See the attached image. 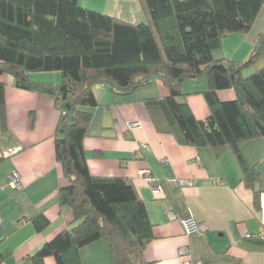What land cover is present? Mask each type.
Returning <instances> with one entry per match:
<instances>
[{
	"label": "trees",
	"instance_id": "trees-1",
	"mask_svg": "<svg viewBox=\"0 0 264 264\" xmlns=\"http://www.w3.org/2000/svg\"><path fill=\"white\" fill-rule=\"evenodd\" d=\"M144 22L131 24L84 9L78 0H0V78L11 77L22 91L52 99L59 112L54 151L67 185L57 204L72 221L65 237H55L25 258L30 264H82L80 250L100 239L109 241L114 264H149L144 251L153 239L144 203L122 177H93L83 141L96 107L92 87L104 84L119 97L147 87L157 77L168 96L145 101L158 110L165 132L185 147L207 148L215 156L229 148L243 181L253 191L259 177L241 155L242 145L264 139V34L258 35L243 62L215 60L229 34H247L264 0H138ZM58 72V84L35 83L31 73ZM205 78L202 96L209 116L197 120L182 91L187 80ZM232 90L222 102L218 92ZM5 83L0 81V136L7 134ZM36 231L49 222L31 219ZM264 246L260 239L253 240Z\"/></svg>",
	"mask_w": 264,
	"mask_h": 264
},
{
	"label": "crops",
	"instance_id": "crops-1",
	"mask_svg": "<svg viewBox=\"0 0 264 264\" xmlns=\"http://www.w3.org/2000/svg\"><path fill=\"white\" fill-rule=\"evenodd\" d=\"M80 7L131 24L144 22L138 0H78ZM264 34V7L247 34L223 38L215 60L245 61L254 39ZM264 66L262 59L246 76ZM30 81L58 84V72L31 73ZM5 83L7 134L0 136V149L15 153L0 161V264L24 263L43 244L65 237L72 221L68 208L57 204V192L67 185L54 151V132L59 112L52 99L17 89L11 77ZM205 78L187 80L182 91L197 120L209 116L202 96ZM96 107L82 108L92 116L83 148L93 177H122L144 203L153 239L144 251L149 264H264V246L256 244L264 229V139L244 143L240 149L245 164L259 177L256 190L260 206L254 207L253 191L229 148L215 156L207 148L185 147L165 132L162 114L145 107L147 100L168 96L157 77L147 87L128 97L116 96L104 84L92 87ZM222 102L235 98L232 90L219 91ZM138 121L139 129L128 131V122ZM148 146L139 151L140 145ZM140 154V155H138ZM147 169L158 179L161 193L154 192L140 176ZM17 172L20 187L7 185L10 173ZM183 179L190 186L170 188L168 181ZM44 216L48 227L36 231L31 219ZM172 216V217H171ZM194 219L205 227L203 234L185 235L183 221ZM185 249L187 255L179 256ZM82 264H114L109 241L100 239L80 250ZM52 260H48L51 264Z\"/></svg>",
	"mask_w": 264,
	"mask_h": 264
},
{
	"label": "built area",
	"instance_id": "built-area-1",
	"mask_svg": "<svg viewBox=\"0 0 264 264\" xmlns=\"http://www.w3.org/2000/svg\"><path fill=\"white\" fill-rule=\"evenodd\" d=\"M141 127V123L138 121L135 122H128L126 124V128L128 131H133L136 129H139ZM148 146L142 144L139 147V151L141 152L142 150H147ZM16 150H11L10 152H3L0 149V161L3 158L8 157L9 155L15 153ZM140 155V154H138ZM140 176L144 179L145 183L150 186L154 192L161 193L162 188L159 184V181L157 178L153 177L150 173L149 170L143 169L140 171ZM168 184L170 188H180V187H185V186H190L192 183L191 181L188 180H183V179H172L168 181ZM7 185L10 186L13 189H18L20 187V177L17 172H12L8 175L7 177ZM172 217V216H171ZM183 229L185 235H194V234H203L205 232V227L195 221L194 219H187L183 221ZM258 239H260L262 242H264V229H262L258 235ZM179 256H185L187 255V251L185 249H180L178 251ZM185 264H192V263H185ZM195 264H200V263H195Z\"/></svg>",
	"mask_w": 264,
	"mask_h": 264
}]
</instances>
